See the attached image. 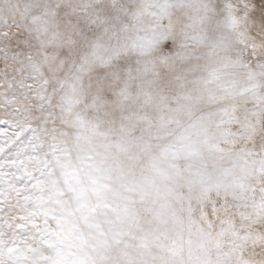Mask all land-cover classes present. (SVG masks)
I'll list each match as a JSON object with an SVG mask.
<instances>
[{
  "label": "snow or ice",
  "instance_id": "snow-or-ice-1",
  "mask_svg": "<svg viewBox=\"0 0 264 264\" xmlns=\"http://www.w3.org/2000/svg\"><path fill=\"white\" fill-rule=\"evenodd\" d=\"M0 264H264V0H0Z\"/></svg>",
  "mask_w": 264,
  "mask_h": 264
}]
</instances>
